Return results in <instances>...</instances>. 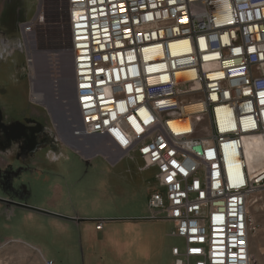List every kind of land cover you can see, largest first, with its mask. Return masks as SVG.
I'll return each instance as SVG.
<instances>
[{
  "label": "built area",
  "instance_id": "built-area-1",
  "mask_svg": "<svg viewBox=\"0 0 264 264\" xmlns=\"http://www.w3.org/2000/svg\"><path fill=\"white\" fill-rule=\"evenodd\" d=\"M66 2L78 132L156 169L146 219L184 241L175 264H255L264 165L251 170L246 142L264 156V0Z\"/></svg>",
  "mask_w": 264,
  "mask_h": 264
},
{
  "label": "rangeland",
  "instance_id": "rangeland-1",
  "mask_svg": "<svg viewBox=\"0 0 264 264\" xmlns=\"http://www.w3.org/2000/svg\"><path fill=\"white\" fill-rule=\"evenodd\" d=\"M66 12V0H0V103L2 106H4L3 103L12 105L13 97L16 95L13 92H17V89L20 88L22 96L17 93V96L21 99L18 98V101H13L16 104L14 106L17 107L15 111L17 115L13 113V116L17 117L24 105V108H27L34 116L43 119L54 137L60 141L58 144L70 156L69 161L61 163V170L71 174L73 179L79 181L77 184L70 185L68 189L75 196L78 190L83 193L86 192L85 198L83 197L82 200L79 199L80 201L77 200L76 202V205H79L83 209L81 214L90 215L92 217L90 218L91 220H112L116 218H107V216L110 217V215L114 214L104 212L105 205L95 202V196H93L92 192L93 189L99 187L102 183L100 173L108 165L103 156L104 151L100 148L98 149V146H104L107 152H110L109 149L113 150V152L116 150L109 146L110 141L105 137L97 136V141L96 138L94 140L95 145L88 147L83 143L84 138L81 139L76 134L74 137L70 135L71 128L77 127L80 122L71 99L73 84L72 69L69 62L70 53L67 50L70 40ZM41 14L45 16V25L35 34L26 35L23 33L22 25L27 26V23ZM17 42L26 44L27 46V51L23 49L22 55L18 56V63L15 60L21 72H16L12 66L10 73L7 74L6 65H13L12 59L15 57H9L11 49L6 48L4 43L11 44L13 46L11 48H14ZM56 50L60 51L59 54L55 52ZM32 53L38 55V57L40 56V62L45 61L48 65L52 64L50 66L56 69L52 68L55 74H57L58 68L61 67L62 69L63 76L65 77L62 79L64 80L62 95L68 101V105L60 108L58 103H56L58 106V111L55 110L56 113L51 109H47V107H45L46 111L38 108L35 103L29 101L30 97L26 83V74L28 73L26 61L27 58L30 59ZM52 53H54L55 58L48 55ZM40 62L39 64H42ZM3 70H5V75H3ZM5 94L7 98L4 97ZM68 107H70V110ZM8 113L12 115L10 110H8ZM58 114H60L59 117L57 116ZM59 122L66 124V136L63 135L62 137L67 142L61 140L62 137L60 135H62V130L60 129ZM57 125L59 131L56 128ZM104 155L107 156L106 153ZM109 155L111 156L112 154ZM115 155H120L121 157L122 152L117 151ZM83 157H89L90 159L84 160ZM127 160H129L127 163L129 168H137L134 159L128 158ZM141 170H146L144 165ZM20 181L31 192L28 194V197L25 196L26 198L24 197L22 200L19 198L15 199L16 203L25 204V209H16L15 205L7 203H2L0 206V264H45L38 256L39 252L31 248L32 252L25 249L22 247L25 246L23 245L24 243H20L17 240L28 242L41 248L46 258L51 259L54 264H69L66 257L74 251L75 256L78 257L77 264H83V235L85 238L86 235L82 234L81 230L73 224L66 225L63 223L61 226L55 224L52 216L48 214L47 199L51 196L50 186L52 183L37 182L33 180L31 173L23 175ZM0 197H5L4 193L0 192ZM35 205L42 206L45 209L37 208ZM249 210L254 221V229L250 239L251 253L254 256L255 264H264V191H255L251 195ZM88 224L95 226L96 222ZM104 224H107L106 221ZM172 230L173 224L165 220L148 221L133 229L136 235L146 234L152 248H158L160 244L163 252H167L174 246L183 251L184 241L171 236ZM89 234H93L91 229ZM102 234L103 236L107 234V227H105ZM7 240L11 242H6ZM85 243L86 252L91 253L95 244H98V241L90 236ZM99 243L102 245L101 253H106L108 248L104 245H107V243L105 241ZM25 247L29 248L27 245Z\"/></svg>",
  "mask_w": 264,
  "mask_h": 264
},
{
  "label": "crops",
  "instance_id": "crops-1",
  "mask_svg": "<svg viewBox=\"0 0 264 264\" xmlns=\"http://www.w3.org/2000/svg\"><path fill=\"white\" fill-rule=\"evenodd\" d=\"M16 107V106H15ZM17 108V107H16ZM15 110V109H13ZM97 141V138H96ZM111 156H104L107 166L103 168L100 173L101 184L99 187L93 189V196H95V202H99L101 205H105L104 212L110 215L107 218H116L112 220H104L107 224L103 225L101 230H97L98 221L94 220L90 215H82L83 209L76 205L77 200L83 199L86 196V192L76 190V196L68 187L70 185L77 184L79 181L73 179L71 174L65 173L61 170V163L70 160V156L59 146V151L43 152L41 158H36L32 161V165L38 166L33 173V180L42 183L51 182L50 190L51 196L47 199L48 213L52 216L53 222L58 225L63 223L66 225L73 224L81 230L83 235L82 252L84 253L83 264H175V257L172 254V249L167 252H163L162 247L152 248L149 238L146 234H134L133 229L142 223H147L150 220L146 219L149 214L148 201L151 193L156 189L155 183V168H149L141 170L144 162L136 154H132L125 157L115 155L113 150L109 149ZM114 153V154H113ZM8 155V154H7ZM9 156V155H8ZM7 156V157H8ZM3 158L2 152H0V169H5L12 163V160ZM111 157V158H110ZM134 159L137 164V168H129L127 159ZM84 160H89V157H83ZM15 168L17 164H14ZM44 168L48 170L43 171ZM46 174L44 175V173ZM30 174V173H28ZM23 178V175L20 176ZM21 178L14 181V187L25 191V196L31 193L28 187L23 185ZM80 189V188H77ZM1 198H9L5 196ZM26 198V197H25ZM15 201V199H14ZM2 202L0 201V206ZM16 209H25V207L15 206ZM37 208L45 209L42 206H36ZM41 211V210H40ZM90 222H96V225H89ZM168 222V221H167ZM105 223V222H104ZM171 223V222H169ZM107 225V226H106ZM107 227V234L103 236L102 232ZM90 229L93 234H89ZM92 236L94 240L98 241V244L93 247L91 253L86 252V243L88 238ZM24 243L29 248L24 247L32 252L31 249L39 252V257L44 261H52L47 259L42 249L34 246L28 242L17 240ZM106 242L104 245L108 248L106 253H101V243ZM6 242H11L7 240ZM74 251V250H73ZM75 252V251H74ZM74 252H71L68 259L69 264H77L78 257ZM87 255V256H86ZM104 255V256H102ZM172 260V261H171Z\"/></svg>",
  "mask_w": 264,
  "mask_h": 264
},
{
  "label": "flooded vegetation",
  "instance_id": "flooded-vegetation-1",
  "mask_svg": "<svg viewBox=\"0 0 264 264\" xmlns=\"http://www.w3.org/2000/svg\"><path fill=\"white\" fill-rule=\"evenodd\" d=\"M7 42V41H6ZM8 43V42H7ZM5 44L6 48L11 49V53L9 54V57H15L12 59L13 65H6V73H10L11 67L13 66L16 72H21V69L19 71L18 63V56L22 55L23 49L27 51L26 44L17 42L15 44L14 48H11V44ZM8 57V58H9ZM27 57V55H26ZM15 60L17 63H15ZM31 62L30 59L27 58L26 61V68H27V74H26V83H27V89L28 94L31 100V93H32V80H31ZM9 66V67H8ZM54 69V68H53ZM53 69L50 65L47 63L42 62V64L39 65V73H40V82L38 83V89L39 91H42L45 95V101L47 104L52 106L53 111L54 109L58 111V106L56 105V101L53 99L52 92L54 88L56 87V80L58 78L64 79V76H58L53 72ZM47 70V71H46ZM2 72V71H1ZM5 70H3V75ZM53 72V73H52ZM6 74V77H7ZM54 74V75H53ZM63 77V78H62ZM64 82V81H63ZM52 85V86H51ZM21 86V85H20ZM19 86V87H20ZM64 86V83L62 84V88ZM46 92V93H45ZM16 93V95L13 97V101L20 98L18 95H21L20 88L17 89V92L14 91L13 94ZM22 96V95H21ZM6 97V94L4 95ZM7 98V97H6ZM21 99V98H20ZM12 101V105H7V103H3L4 106L0 103V152H2L3 158L7 157L8 160H12V163H9V166H6L5 169H0V183L2 184V188L5 190L10 189V181L15 177V173L19 175H25L28 173H33L35 169L38 168V166L32 165V161L36 158H41V153L43 152H58L59 151V140H57L54 135L51 133L50 129L47 126V123L37 117L34 116L30 111L27 110V108H24V105L22 106V109L20 110V113L17 117L13 116V113L17 110V108L14 106V102ZM7 102V101H6ZM9 102V101H8ZM34 103V102H33ZM35 105L38 108L45 109L42 105L36 104ZM55 107V108H54ZM15 109V110H13ZM8 110L12 112V115L8 113ZM58 117L60 114L57 115ZM60 121V120H59ZM60 129L62 132H65L66 136V124L64 122H60ZM15 137H20L19 139L15 140ZM67 142V140L65 141ZM8 154V155H7ZM17 164V167L15 168V165ZM48 170L47 168H44L43 171ZM5 173V176H4ZM4 176V179H3ZM19 198L25 197V191L23 190L17 195Z\"/></svg>",
  "mask_w": 264,
  "mask_h": 264
},
{
  "label": "bare ground",
  "instance_id": "bare-ground-1",
  "mask_svg": "<svg viewBox=\"0 0 264 264\" xmlns=\"http://www.w3.org/2000/svg\"><path fill=\"white\" fill-rule=\"evenodd\" d=\"M29 41V40H28ZM27 42V41H26ZM29 43V42H27ZM29 46V45H28ZM27 48V47H26ZM34 48V47H33ZM50 57H53L55 58V55L54 53L52 54H48ZM44 56V54H43ZM40 57V56H39ZM39 57L38 55H34L32 53L31 57H30V61L31 62V80H32V93H31V100L32 102L36 103V104H39V105H42L43 107H47V109H51L53 111V108L52 106H50L49 104H47V100L45 101V95L42 91H39L38 89V83L40 82V73H39ZM57 57V56H56ZM44 58V57H43ZM48 60V59H47ZM67 60V59H66ZM42 62V61H41ZM40 62V63H41ZM45 63V61H44ZM52 63V62H50ZM53 63H54V60H53ZM52 65V64H50ZM56 66V65H55ZM53 68V67H52ZM56 70V69H54ZM47 71V70H46ZM53 73V72H52ZM60 73L61 75L63 76V72H62V69L60 67ZM54 75V74H53ZM63 78V77H62ZM64 81V80H63ZM52 86V85H51ZM62 87V86H61ZM46 93V92H45ZM54 99V97H53ZM55 100V99H54ZM68 102V101H67ZM70 106V105H69ZM55 108V107H54ZM70 107H68L69 109ZM70 110V109H69ZM55 112V109L54 111ZM73 112V111H72ZM56 113V112H55ZM69 113V111H68ZM73 114V113H71ZM77 114V113H76ZM56 118V117H55ZM79 120V118H78ZM80 122V121H79ZM78 122V123H79ZM60 123V122H59ZM56 124V123H55ZM76 124V122H75ZM76 127V126H74ZM57 130L59 131V128H58V125L56 126ZM75 131H77L76 135L83 139V137H89V136H86V135H83V133L81 132H78L80 129H79V125H78V128H74ZM62 132V131H61ZM63 132H62V135H60L61 137L63 136ZM60 137V138H61ZM96 138L97 136H92L91 138ZM62 141H66L63 137L61 138ZM70 141V140H68ZM84 142H86V139L84 140ZM88 147H91L92 145L91 144H86ZM97 145V144H96ZM98 146V145H97ZM101 149L104 151V154L106 153V155L108 156V154H111L110 152H107L105 150H107L106 148H104V146H98V149ZM79 149V148H78ZM83 151V150H82ZM96 151V150H95ZM89 153V152H88ZM103 154V155H104ZM246 155H247V159H248V162H249V167L251 168V170H256L257 168L261 167L264 165V156H263V152H262V147H261V143L260 142H257V141H254V142H251V141H247L246 142ZM110 156V155H109ZM111 158V157H110Z\"/></svg>",
  "mask_w": 264,
  "mask_h": 264
},
{
  "label": "water",
  "instance_id": "water-1",
  "mask_svg": "<svg viewBox=\"0 0 264 264\" xmlns=\"http://www.w3.org/2000/svg\"><path fill=\"white\" fill-rule=\"evenodd\" d=\"M70 53V66H71V69H72V84H73V88H72V102H73V105H74V108H75V111L77 113V116L79 118V121L81 123V117H80V111H79V108H78V104H77V97H76V87H75V72H74V58H73V51H72V45L69 44L68 46V49H67ZM55 52H57L59 54V50H56ZM57 74L58 76H62L61 73H60V68H58V71H57ZM62 84H63V80L61 78H58L56 80V87L54 88L53 92H52V95L55 99V101L58 103V106L60 108H64L65 105H68V102L65 100V98L63 97L62 95ZM0 113H1V110H0ZM80 125V124H79ZM74 128L76 127H73L71 128V132H70V135L74 137V135L77 133V131L74 130ZM78 128V126H77ZM92 136H89V137H83L84 139H86V142L83 141V143L86 145V144H91V145H95L94 144V140L95 138H91ZM20 137H15L14 139L17 140L19 139ZM97 144V143H96ZM4 176H5V173H4ZM4 176H3V179H4ZM21 175H17L15 173V177L13 179H11L10 181V189L9 191L8 190H4L2 188V184L0 183V192L4 193L5 196H10L12 197V199H7V198H1L0 197V201L2 203H7L9 205H15V206H19V207H26L25 204L23 203H16V201H14V199H18L19 197L17 196L20 192L23 191L22 187L19 188V189H16L14 187V181H17L19 180L21 177ZM2 179V177H0ZM20 200H22L23 198H19Z\"/></svg>",
  "mask_w": 264,
  "mask_h": 264
},
{
  "label": "snow or ice",
  "instance_id": "snow-or-ice-1",
  "mask_svg": "<svg viewBox=\"0 0 264 264\" xmlns=\"http://www.w3.org/2000/svg\"><path fill=\"white\" fill-rule=\"evenodd\" d=\"M125 143H126V141H125Z\"/></svg>",
  "mask_w": 264,
  "mask_h": 264
}]
</instances>
